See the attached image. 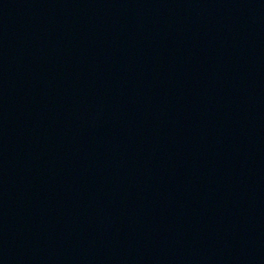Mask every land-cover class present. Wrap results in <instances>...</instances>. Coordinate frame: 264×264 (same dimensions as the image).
<instances>
[{
	"label": "water",
	"instance_id": "1",
	"mask_svg": "<svg viewBox=\"0 0 264 264\" xmlns=\"http://www.w3.org/2000/svg\"><path fill=\"white\" fill-rule=\"evenodd\" d=\"M0 264H264V0H0Z\"/></svg>",
	"mask_w": 264,
	"mask_h": 264
}]
</instances>
